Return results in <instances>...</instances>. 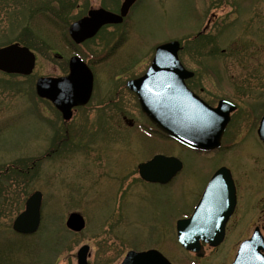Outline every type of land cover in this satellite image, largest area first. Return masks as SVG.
<instances>
[{"label": "rangeland", "instance_id": "obj_1", "mask_svg": "<svg viewBox=\"0 0 264 264\" xmlns=\"http://www.w3.org/2000/svg\"><path fill=\"white\" fill-rule=\"evenodd\" d=\"M120 2L0 0V46L19 40L37 56L29 75L0 71V264H77L76 252L86 243L89 264H119L129 249L149 247H157L173 264L225 263L221 253L230 241L216 249L205 247L204 255L196 256L179 245L174 225L192 210L219 165L237 173L240 164L252 168L256 163L262 170L264 144L253 129L259 117L236 113L242 121L229 131L239 143L200 154L129 128L151 123L124 82L149 61L155 42L175 36L181 58L197 71V91L201 88L209 102L226 97L244 104L263 98L264 0H139L128 24L103 26L79 43L71 39V22L90 8L118 9ZM110 51L111 56L100 58ZM73 54L93 66L94 91L85 107L64 120L37 95L35 82L39 76L68 72ZM208 65L216 75L206 71ZM127 153L125 173L114 164ZM157 153L183 161L169 184H147L138 176L137 164ZM259 170L252 175L255 180L264 177ZM34 190L43 193L40 225L32 234H20L13 221ZM73 211L85 216L82 231L66 226ZM250 231L243 229L242 236ZM231 246L233 253L237 244Z\"/></svg>", "mask_w": 264, "mask_h": 264}, {"label": "water", "instance_id": "obj_2", "mask_svg": "<svg viewBox=\"0 0 264 264\" xmlns=\"http://www.w3.org/2000/svg\"><path fill=\"white\" fill-rule=\"evenodd\" d=\"M134 0H125L119 14L104 8L91 9L69 27V33L76 42L92 37L105 23L121 22ZM178 41L161 44L148 72L141 78L130 81L131 89L136 91L142 109L151 121L162 128L170 136L183 144L200 150H211L220 145L222 133L229 119L233 106L225 100H220L212 107L194 92L189 90L184 82L188 74L179 61L177 51ZM35 54L25 45L12 43L0 47V69L11 72L29 74L35 66ZM71 72L65 77H39L36 82L38 95L51 99L63 112L65 118L72 115L71 107L84 104L90 97L93 76L88 66L78 56L70 59ZM171 71L170 73L168 71ZM264 138V118L259 129ZM182 167L181 161L173 156L156 155L151 160L140 164L141 175L150 181L167 182ZM224 168L215 173L219 180ZM210 189L204 193L195 212L186 219L177 222L178 239L182 245L202 254L201 240H210L218 244L223 235V224L208 227V196ZM42 194L34 191L26 201V207L14 220L13 227L20 232H34L40 222V206ZM223 223V219L220 220ZM67 226L73 230L84 227L83 216L71 212L67 218ZM89 246L83 245L77 252L78 264H88ZM264 243L258 236L244 241L232 264H264ZM120 264H172L157 250L127 252Z\"/></svg>", "mask_w": 264, "mask_h": 264}, {"label": "flooded vegetation", "instance_id": "obj_3", "mask_svg": "<svg viewBox=\"0 0 264 264\" xmlns=\"http://www.w3.org/2000/svg\"><path fill=\"white\" fill-rule=\"evenodd\" d=\"M137 2V1H136ZM135 2V3H136ZM134 6V5H133ZM132 6V7H133ZM131 7V8H132ZM211 23V21H210ZM150 62L145 61L143 66H141L139 68V72L138 74L134 75V76H130L126 79V81L128 79L131 78H137L139 76H141L143 73H145V71L148 69ZM185 67L188 68L189 70H193L194 71V75L192 77H189L186 79V83L189 86V88H191L192 90H194L196 93H198L196 87H195V82L194 79L196 77L197 71L195 70V68L190 67L188 64H185ZM206 71L209 74H213L216 75L217 73L214 70V67L211 65H208L205 67ZM67 74L64 73L62 75ZM95 76V73H94ZM126 85V84H125ZM126 88L133 94V92L126 86ZM200 94L202 92V89L200 88ZM262 92L260 93V95L263 97L261 99H255V101L253 102H249L246 101L244 104H239L238 102H234V104L236 105V109L231 113V122L229 124H227L226 129L224 131L223 137H222V142H221V148H231L233 146H235L236 144H238L239 142L236 141L235 139V135L233 136V134L231 133V129L229 131V127H233V129L235 130L236 127L239 125V122L242 121V119L239 120V118H236V116H240V115H235L236 113H243L244 117L247 115H255L258 116V121L257 123L254 125L253 129H255V133H256V138L258 139V141L261 144H264V140L261 139L259 137L258 134V127L260 125V121L261 118L264 114V86L261 87ZM134 95V94H133ZM118 101L119 100V96L118 98H114V99H108L107 100V104L112 103L114 101ZM211 104V102H210ZM216 103H213L211 105H215ZM245 122V121H244ZM152 127V128H151ZM129 128H142L143 132L145 133L146 136H151L152 138H158V139H162L163 137L166 139L167 138L163 132L157 128H155L154 126H148V125H143V126H130ZM129 135V137L131 138L132 136V131H127ZM226 134L230 135L231 138L230 140H226ZM201 154H211V152H204ZM130 157V153L125 154V160L121 163L119 162V164H114L117 167L120 168V166H123V170L125 171V173L128 171V159ZM144 160V159H143ZM147 160V158H146ZM138 165V164H137ZM222 165H226L230 168L231 170V177H232V181H229V179L227 180V175L223 174L222 177L223 179L221 181L215 182L214 184V189L216 191H218L220 194L216 195V196H212L209 198V205H208V209L211 210H215V215H212V211H208L211 215V220L206 221L207 225H216V223L219 224L218 220H215L216 218L220 219V220H224V237L222 242L216 246V247H211L209 246L208 242H205L204 244L206 246H208L209 248H218L219 246H222L223 244H227V242L230 241L229 245L227 246L226 250L224 252H222L221 254H223V257L221 256L222 260H225L224 264H230L235 256H236V251L238 249V246L240 245V243L251 237L253 235V233L257 230H259V232L263 235L264 238V177H261L258 180H255L252 175H254V173L259 170L258 167H255L254 165H257L256 163H253L252 168L248 167L246 164H240V166L237 169V173H234L233 169L227 165V164H221L219 166ZM246 166V171H242L243 167ZM184 167V165H183ZM113 168V167H112ZM250 168V172H248V169ZM183 169V168H182ZM217 169V168H216ZM113 170V169H112ZM138 170V169H137ZM182 171V170H181ZM179 171L176 176L181 172ZM262 174H264V165L262 167V170H259ZM129 172V171H128ZM214 172H211L208 176V178L206 179V181L204 182L203 186H202V191L198 194V198L196 203L194 204V206L192 207V210L186 214L187 216H190L191 213L194 211V208L197 204V202L199 201L203 191L206 189V187L210 184L211 182V178L213 176ZM123 174H118V176L116 178H121ZM138 176L140 177L141 181L147 184H154V185H159V183H153V182H149L144 180L139 172H138ZM173 179H175V177ZM119 181V179H118ZM115 192H118V189H115ZM124 193V192H123ZM243 229H250V233L246 236H242V231ZM237 244V247L235 249V252L231 253V249L233 244ZM229 249V251H228ZM227 261V262H226Z\"/></svg>", "mask_w": 264, "mask_h": 264}, {"label": "bare ground", "instance_id": "obj_4", "mask_svg": "<svg viewBox=\"0 0 264 264\" xmlns=\"http://www.w3.org/2000/svg\"><path fill=\"white\" fill-rule=\"evenodd\" d=\"M111 55H112V51H110V53L108 54V56H111ZM234 109H236V107L233 108L231 111H233ZM230 122H231V117L229 116V119H228V123L227 124H229Z\"/></svg>", "mask_w": 264, "mask_h": 264}]
</instances>
